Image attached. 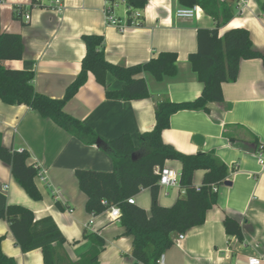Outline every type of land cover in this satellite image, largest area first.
<instances>
[{"label":"crops","instance_id":"crops-1","mask_svg":"<svg viewBox=\"0 0 264 264\" xmlns=\"http://www.w3.org/2000/svg\"><path fill=\"white\" fill-rule=\"evenodd\" d=\"M53 0H0V33L21 36L24 53L21 60L3 61L11 70L34 73L33 86L38 93L61 99L66 88L81 70L85 55L83 35L102 36L103 51L108 62L132 66L149 61L160 52L177 54V73L156 81L144 73L149 98L135 101L108 99L105 89L91 73L65 111L89 126L109 142L123 134L138 146V136L154 128L156 105L164 100L190 102L198 98L203 85L198 82L188 61L197 49V30L214 28V21L198 7L191 19L177 18L182 8L178 0H148L137 14L141 26L131 25L119 33L105 20L106 0H64L61 13L51 10ZM264 0H250L246 6L227 0L232 21L219 30V36L232 28H245L255 49L264 53ZM36 2V0H35ZM113 15L126 23L129 8L115 0ZM30 14L28 23L24 13ZM110 90L118 91L122 83L107 77ZM223 101L208 105L209 112L183 110L169 118V127L162 131L163 143L178 152L192 155L214 153L230 170L229 186L218 188L217 202L207 211L205 222L184 233L179 246L173 245L161 257L163 264H234L249 256H264V165L255 154V141L264 143V66L260 59L243 60L238 78L222 84ZM0 146L25 149L29 163L47 171L48 183L35 178L41 194L32 200L11 174L10 167L0 161V211L10 205L31 210L35 219L49 216L66 239L61 248L72 261L92 248L84 238L85 231L101 237L104 246L98 264H140L132 257V238L123 235L119 221H110L105 213L99 216L85 210L87 196L80 191L75 171L78 169L111 172L113 163L96 144H85L54 122L42 118L25 105L10 106L0 100ZM165 166L180 172L181 164L166 161ZM204 171H195L193 185L198 187ZM53 190L58 193L52 194ZM183 195L180 187H160L158 203L171 207ZM135 205L150 211L149 189L134 197ZM69 209L72 213H69ZM226 217L237 221L243 240L228 236L223 222ZM93 220L92 228L85 224ZM2 252L16 264H43L41 250L22 253L9 224L0 220ZM176 237V235H175ZM174 237V238H175Z\"/></svg>","mask_w":264,"mask_h":264},{"label":"trees","instance_id":"trees-1","mask_svg":"<svg viewBox=\"0 0 264 264\" xmlns=\"http://www.w3.org/2000/svg\"><path fill=\"white\" fill-rule=\"evenodd\" d=\"M115 0H106L107 8ZM129 8L127 26L133 22L132 15L143 10L148 0H122ZM185 7H200L214 21V28L197 30V49L188 55V61L199 83L203 85L198 98L190 102L173 103L169 100L159 102L154 111L155 125L149 132L138 136V146L131 137L123 134L109 142L103 141L89 126L72 117L65 111L71 100L91 73L95 81L105 89L108 99L135 101L149 98L144 73L156 81L173 77L177 73L175 52H160L149 61L132 66L115 65L107 61L103 51L104 39L98 35H83L85 55L81 70L66 88L61 99H53L38 93L34 86V73L11 70L2 65L3 61L21 60L24 47L21 36L0 33V100L10 106L25 105L42 118L51 120L64 131L85 144H96L112 160L113 170L102 172L78 169L75 178L81 192L87 196L85 210L88 214L99 216L110 206L120 209L118 219L123 235L132 238V257L136 263L157 264L162 255L173 245L175 235L205 222L206 213L217 202L218 188L224 185L230 170L214 153L187 155L163 143L161 133L169 127L172 114L183 110H202L209 112L208 105L223 101L222 84L233 83L239 74L243 60L260 59L264 66V53L255 49L245 28H232L219 36V30L233 19L227 0H178ZM38 4L32 0L31 6ZM264 11V1L260 4ZM136 25L143 24L141 16ZM111 75L122 83V88L112 91L107 84ZM255 154L264 151V144L255 141ZM0 161L10 167L11 174L26 194L34 201L41 199L35 184L37 169L29 163V153L0 146ZM166 161L181 164L179 187L183 195L171 207L158 203V176L154 168H163ZM204 171L201 184L193 185L195 171ZM143 189H149L150 211L134 204L128 199L135 197ZM0 220L9 224V230L22 253L41 250L43 264H98V256L104 241L94 233L85 231L84 238L92 243L87 254L76 261L61 251L66 239L49 216L35 219L33 212L25 207L10 205L0 211ZM228 236L243 240V232L237 221L226 217L223 222ZM0 264H16L1 249Z\"/></svg>","mask_w":264,"mask_h":264},{"label":"built area","instance_id":"built-area-1","mask_svg":"<svg viewBox=\"0 0 264 264\" xmlns=\"http://www.w3.org/2000/svg\"><path fill=\"white\" fill-rule=\"evenodd\" d=\"M40 0H36L35 3H39ZM222 1V0H220ZM238 4L241 6H246L247 3L250 0H237ZM123 3H125L123 1ZM37 5V4H36ZM113 5V4H112ZM112 7V6H111ZM111 7H108L105 9V20L107 25L113 26L117 29L119 33H124L125 30L129 27L126 23H121L116 19V17L113 15ZM51 10L55 11L56 13H61L64 8V0H53L51 4ZM199 13L198 7L194 6L192 8H182L175 12V16L177 18H184V19H191L193 17H196ZM23 21L28 23L31 19L29 13L23 14ZM139 17L137 13L132 15L133 22L132 26L136 25V18ZM264 144V143H263ZM257 157L259 161L264 165V151H259L257 154ZM37 169V175L36 179L41 183H48V177H47V171L44 168L38 167L37 165H34ZM154 174L158 176V186L159 187H179V172L175 171L174 169L168 168L164 166L163 168L155 167L154 168ZM58 192L56 190H53L52 194L56 195ZM129 204H134L135 200L134 197L127 200ZM69 213H72V210H68ZM107 218L110 221H118L120 217V209L117 206H110L108 207L105 212ZM93 220H89L88 223L85 224V229L89 230L92 228ZM184 239V234H177L176 237L173 240L174 245L179 246L180 243ZM157 264H163L162 260L157 262ZM234 264H264V256H249L246 258L245 261H236Z\"/></svg>","mask_w":264,"mask_h":264},{"label":"water","instance_id":"water-1","mask_svg":"<svg viewBox=\"0 0 264 264\" xmlns=\"http://www.w3.org/2000/svg\"><path fill=\"white\" fill-rule=\"evenodd\" d=\"M231 183L229 181H225L224 185L229 186Z\"/></svg>","mask_w":264,"mask_h":264}]
</instances>
